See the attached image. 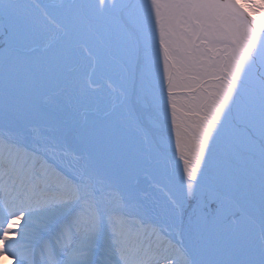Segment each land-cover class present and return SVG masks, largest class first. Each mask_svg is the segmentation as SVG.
Here are the masks:
<instances>
[{
    "label": "snow or ice",
    "instance_id": "1",
    "mask_svg": "<svg viewBox=\"0 0 264 264\" xmlns=\"http://www.w3.org/2000/svg\"><path fill=\"white\" fill-rule=\"evenodd\" d=\"M0 22L17 53L45 39L0 57V257L264 264V0H0Z\"/></svg>",
    "mask_w": 264,
    "mask_h": 264
},
{
    "label": "rangeland",
    "instance_id": "2",
    "mask_svg": "<svg viewBox=\"0 0 264 264\" xmlns=\"http://www.w3.org/2000/svg\"><path fill=\"white\" fill-rule=\"evenodd\" d=\"M30 2L34 3L36 2V0H30ZM43 2L46 4L60 5V4H67L69 2H73V0H43ZM75 2H79V0H75ZM116 2H120V0H116ZM1 29H2V33H1ZM4 29H5V32H4ZM44 43H45V39L43 37L37 38L34 40H27L24 42L23 51L17 53L16 51L17 45L15 41L10 39V33L6 26V22H0V57H6V56H11V55H16V54L29 55V56L35 55V54H38V51L43 48ZM33 49H36L37 51L33 52L32 51ZM88 71L90 72L91 69H88ZM176 177L178 179L179 169L176 170ZM134 181H135V177L134 176L130 177L129 182L131 183ZM141 195L144 197H150L151 192L150 191L142 192ZM190 203L193 207H190L189 211H194L195 210L194 206L196 204V201H191ZM231 219H232L231 216H225L223 218V222L227 224ZM19 225L20 226L23 225V220L19 222Z\"/></svg>",
    "mask_w": 264,
    "mask_h": 264
},
{
    "label": "bare ground",
    "instance_id": "3",
    "mask_svg": "<svg viewBox=\"0 0 264 264\" xmlns=\"http://www.w3.org/2000/svg\"><path fill=\"white\" fill-rule=\"evenodd\" d=\"M0 264H15V259L11 255L0 257Z\"/></svg>",
    "mask_w": 264,
    "mask_h": 264
},
{
    "label": "water",
    "instance_id": "4",
    "mask_svg": "<svg viewBox=\"0 0 264 264\" xmlns=\"http://www.w3.org/2000/svg\"><path fill=\"white\" fill-rule=\"evenodd\" d=\"M142 182H143V180H141V185H142ZM142 186H145V185L143 184Z\"/></svg>",
    "mask_w": 264,
    "mask_h": 264
}]
</instances>
